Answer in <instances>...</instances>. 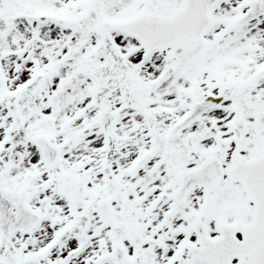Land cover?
I'll return each mask as SVG.
<instances>
[{"label": "snow or ice", "instance_id": "1", "mask_svg": "<svg viewBox=\"0 0 264 264\" xmlns=\"http://www.w3.org/2000/svg\"><path fill=\"white\" fill-rule=\"evenodd\" d=\"M0 264H264V0H0Z\"/></svg>", "mask_w": 264, "mask_h": 264}]
</instances>
